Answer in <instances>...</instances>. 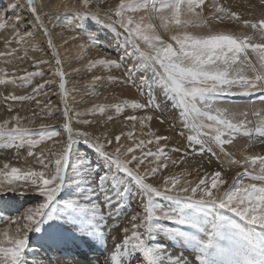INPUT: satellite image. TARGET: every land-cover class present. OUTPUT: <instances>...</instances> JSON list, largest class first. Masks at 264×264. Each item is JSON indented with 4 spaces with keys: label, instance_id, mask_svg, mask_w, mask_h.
I'll return each instance as SVG.
<instances>
[{
    "label": "snow or ice",
    "instance_id": "snow-or-ice-1",
    "mask_svg": "<svg viewBox=\"0 0 264 264\" xmlns=\"http://www.w3.org/2000/svg\"><path fill=\"white\" fill-rule=\"evenodd\" d=\"M248 4V17L223 0H80L79 8L59 0L47 12L43 2L7 0L0 7V59L12 66L0 67L7 93L0 94L7 112L0 150L22 160H0V223L8 225L0 228V264H264V154L241 151L238 159L235 143L242 136L249 146L264 145V109L219 106L264 93V0ZM94 25L113 35L115 58L91 56L101 46ZM57 29H71L73 41L83 35L74 55ZM78 62L102 72L92 71L84 86L90 95L131 84L147 100L77 111L68 70L80 73ZM45 69L51 78L36 81ZM45 85H58L59 127L36 125L41 113L52 115L50 101L39 99L51 91ZM153 92L172 109L168 131L177 129L183 146L170 147V135L151 130L147 110L162 106ZM30 101L39 112L21 115L16 103L22 110ZM126 110L127 123L114 131L110 122ZM193 157L199 167L174 171ZM213 159L219 166L204 168ZM16 197L35 202L20 211L11 207ZM31 234L53 255L36 259ZM78 240L97 255L81 251Z\"/></svg>",
    "mask_w": 264,
    "mask_h": 264
},
{
    "label": "rangeland",
    "instance_id": "rangeland-1",
    "mask_svg": "<svg viewBox=\"0 0 264 264\" xmlns=\"http://www.w3.org/2000/svg\"><path fill=\"white\" fill-rule=\"evenodd\" d=\"M38 1L41 2L42 0H37L36 1L37 2V7L39 8L40 3ZM6 2H7V0H0V7H3L6 4ZM232 3L233 2L231 1V2H229L227 4H232ZM79 5H80V2H79ZM79 5H78V7H75V8H79ZM232 6H233V4H232ZM44 11L47 12L46 9H44ZM101 15H103V13H101ZM27 19L28 18H25V20H27ZM71 23H72L71 20H68V21H65L64 22L65 25H69ZM30 27H31V25H30ZM94 28L98 30L97 34L100 37L101 46L100 47H97V48H94L93 51H96V52L100 51V52L106 53V50H108L107 52H114L113 54H116L117 51H118V49H117L116 43H115V41L113 39V35L111 33H109L108 31H106L105 29L100 28L99 25H94ZM59 32H60V29H59ZM60 34L63 35L65 38H68L69 39V42H70V44L72 45V48H73L72 51L69 52L70 54H73L74 55L75 52H76V50H77L76 49V45L79 44V43H83L84 42L83 35H79V34H77V40H75V41L71 40L70 39V36L72 34H75V33L72 32L71 29H69L68 31L60 32ZM0 50H2V49H0ZM31 54L32 53H30V55ZM49 55H50V52H49ZM104 57L105 56H103L102 54H96L95 56H93V58H104ZM75 64H76L75 65L76 67L81 68V72L80 73H72L70 71V73H72L73 75L78 76L80 78V81H77V83L69 81L68 88H69V91L70 92L72 91L73 87H75L77 89V91L74 94L75 95V99L74 100H72L71 98L69 99V103L77 111L83 112L85 110V108H91L94 103L95 104H101V103H107V102H115V100H117V98L108 97L106 95V93H107V91L105 90L106 87H109V85H113V84H108V85H105V87L100 88L95 95H90L88 92L84 91L83 90L84 86L92 78V71H95L96 74H102V72L99 69V67L97 69L92 70V71H88V70H86L83 67L82 62H78V63H75ZM5 66L9 68V71L12 70V66L11 65H5L4 64V61L2 59H0V67H5ZM24 67H28L29 70H35L34 68L31 67L30 64H21V65L18 66V69H22ZM45 72H46V74L43 77V79H41L40 77H36V81L42 83L43 80H47V79L51 78L50 77V73H48L47 69H45ZM129 85L131 86V84H129ZM124 86H126V85H124ZM124 86H121L120 84H116V87L117 88H120V89L122 87H124ZM45 88L46 89H48V88L51 89V91L49 92V95L47 97L40 96L39 99L41 101H45V100L46 101H50L53 110H52L51 117H47L45 113H41L40 114L41 116H45V118L43 120H41V121L44 122V123H47L49 125L55 126L53 122L56 119V113L57 112L54 111L55 110L54 108L56 106H58V105L60 107L63 106L60 103H57L56 104V100H57L56 99V96L58 94V91H57L58 90V85H45ZM16 91H17L18 94L19 93H22V92L24 94H27V92L30 91V89L20 88V89H17ZM53 91H55V92H53ZM3 93L7 94L6 92H3L2 88H0V94H3ZM139 95L141 97V100H147V96H145V95L142 96L141 94H139ZM262 96H264V93L255 92V93H253L250 96L230 97L229 98V101L230 102L228 104H221L219 106L220 107H224L223 105H225V107H228V108L230 107V110H234V111L236 109L237 110H239V109H244V110L251 109V110H254V111H259L261 109H264V101L261 100V97ZM59 98L61 100V97H59ZM152 98H153V101L154 102L161 103V105H162L159 110L152 111L150 109L152 112H154V114H157L159 116H163L166 113L167 114L170 113V115H167V117H172L173 116L172 111H171L172 109L166 106L167 102H164L162 99H159L158 100L155 92L152 93ZM0 104H2V102H0ZM16 108H19L17 110H20L21 113L28 114V115H31L32 114V110L33 109H35L37 112H39V108H37L36 105H35V103L34 102H31V101L30 102H27V104L23 107L22 110H21L20 104L19 103H16ZM164 108H166V111H165ZM3 110H4V113H7L5 109H3ZM129 112H130V110H126L125 113L122 114L120 117H118L114 122L115 123H119L120 125H124L125 123H127V121H124L123 120V116L129 114ZM87 118L88 119H92V117H87ZM250 118H251V116H250ZM171 122L175 123L174 117L171 119ZM111 123H113V122H110V127H111ZM56 127H58V126H56ZM77 127H84V126L77 125ZM174 130H176L178 132L177 129H174ZM179 137H181V136H179ZM243 138L247 141V138L246 137H243ZM181 139L184 140V144H185L186 141H185L184 137H181ZM49 143H51V142H49ZM260 146L264 148V145L260 144ZM24 154H25V150L22 149L21 150L22 157L24 156ZM178 155H180V154L179 153L174 154V156H176V157H178ZM7 156H14L13 150H8V151L0 150V158L7 157ZM28 159H29V161H31L32 158H28ZM17 163H21L22 164V160L21 161H17ZM223 167H224L225 171H227L228 173H234L235 172V168H230L226 161L223 163ZM174 171H179V170H174ZM189 178L190 179H194L195 178V175H192ZM34 202L35 201H32L31 204L34 203Z\"/></svg>",
    "mask_w": 264,
    "mask_h": 264
},
{
    "label": "bare ground",
    "instance_id": "bare-ground-1",
    "mask_svg": "<svg viewBox=\"0 0 264 264\" xmlns=\"http://www.w3.org/2000/svg\"><path fill=\"white\" fill-rule=\"evenodd\" d=\"M231 1L233 2L232 3L233 6H232V4H230V5L233 8V10L240 11L246 17L249 16V12L245 11V9H249L250 10V6L248 4V0H223V2L225 4H227V3L231 2ZM42 2L45 4V8L44 9L49 11L50 10L49 6L58 3L59 0H42L39 3L41 4ZM79 2H80V0H69L70 5L73 6V7H78ZM116 2H118V1L117 0H111V3H116ZM79 7H80V5H79ZM21 14L25 18L29 17V12L28 11H22ZM256 14L259 15V11L258 10H257ZM225 23H228V22L226 21ZM31 27L34 29L35 25H31ZM57 32H59V29H57ZM72 49L73 48H71L70 51H72ZM107 51L108 50H106V53H103V52H100V51H98V52L92 51L91 52V56L93 57L96 54H102L105 57L115 58L116 54H113L114 52H107ZM35 55H39V54L37 53ZM68 55H73V54L68 53ZM46 58H47V56H46ZM68 71H69V77H68L69 81L75 82V83H77V81H80V78L78 76L73 75L72 73H70V71H71L70 69ZM105 90L107 91L106 95L108 97L117 98L119 100L138 99V100H140V102H145L146 101V100H141V97L139 95L140 94L139 91H137L135 88L131 87L129 84L124 86V87H122L121 89L117 88L116 84L109 85V87H106ZM53 92H55V91H53ZM3 94H5V93H3ZM59 97L60 96L57 94V96H56V99H57L56 100V104L60 103V101H61ZM223 106L225 107V105H223ZM3 109H5L4 106L2 104H0V119L5 118L7 116V113H4ZM16 109H19V108H16ZM54 109H55L54 111L57 112V113H56V119L54 120L53 123H54L55 126L59 127L60 124H61V114L57 110V106ZM164 109L166 111V108H164ZM229 109H230V107H229ZM137 114H144V113L137 112ZM147 114H152L153 117H154L153 120L151 121V130L156 131L157 134H165V135H170L172 137L171 141L168 142L170 147L173 146V145H179V146H183L184 145V140L181 139V137H179L180 135L178 134V132L176 130L173 129L171 132L168 131V129H169L168 121H171V119L173 118V116L172 117H167V115H170V113L169 114L166 113L163 116H159L157 114H154V112H152L150 109H148L147 110ZM21 115H25V114L21 113ZM161 119L165 120L164 124L160 123ZM41 122H42L41 119L38 117L36 119V125H39ZM123 126L124 125H120L119 123H115V122L111 123V127L113 128L114 131H117V132ZM127 130H129V129H125V131H127ZM136 130H137V134L139 135V133H140L139 124H137V129ZM61 131H62V129H61ZM144 131H145V133H147L148 130L145 129ZM145 138H147V137H145ZM235 143H236V158H238V159L240 158V152L241 151H244L245 154H256V153L264 154V148L260 146L259 141H257L255 146L252 147V146H249L247 144V141L241 136V137H238V139H237V141ZM150 147H153V145H150ZM229 147L231 148V146H229ZM245 149H246V151H245ZM205 159H207V157H205ZM0 160H9L10 162L14 163L16 166H22L21 163H17V160L15 159L14 156L3 157V158H0ZM218 166H219L218 163L215 160H213V163L211 164V166L205 164L204 168L212 170V169L217 168ZM185 167H187L189 170H191L193 167H199V164L196 162V158L193 157L192 158V163L185 162V164H181L177 169H174V170H182ZM234 174H235V172L234 173H229V175H234ZM193 175H196V174L193 173ZM62 195H65V194H62ZM65 198H68V196L65 195ZM32 201H35L34 197H28V198L16 197V198H14V202L11 204V207L14 208V209H19L20 211H23L24 208H26V207L31 205ZM132 203H133L132 204L133 207L130 208V211H135V201H133ZM13 214H16V213L13 212ZM7 226L8 225H6V224L0 223V228L7 227ZM36 236H37V234H31V236H30V243H32V246L35 249H37V251H39V253H40V255L38 257H36V259H40V257H45V256H48V255H53L51 252H44L43 250L39 249V246H38V243H37V240H36ZM76 243L79 245L81 251L88 253L92 257H95L97 255V253L93 249H90L83 241L78 240ZM109 247H111V241H109Z\"/></svg>",
    "mask_w": 264,
    "mask_h": 264
}]
</instances>
